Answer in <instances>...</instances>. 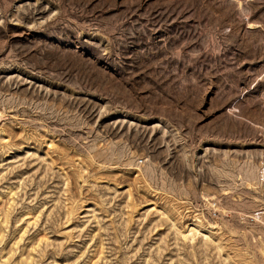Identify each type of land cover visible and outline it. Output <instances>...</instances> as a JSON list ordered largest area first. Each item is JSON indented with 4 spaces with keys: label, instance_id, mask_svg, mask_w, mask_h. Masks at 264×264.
<instances>
[{
    "label": "rangeland",
    "instance_id": "374dc122",
    "mask_svg": "<svg viewBox=\"0 0 264 264\" xmlns=\"http://www.w3.org/2000/svg\"><path fill=\"white\" fill-rule=\"evenodd\" d=\"M263 162L264 0H0V264H264Z\"/></svg>",
    "mask_w": 264,
    "mask_h": 264
},
{
    "label": "bare ground",
    "instance_id": "6f19581e",
    "mask_svg": "<svg viewBox=\"0 0 264 264\" xmlns=\"http://www.w3.org/2000/svg\"><path fill=\"white\" fill-rule=\"evenodd\" d=\"M264 163V162H263ZM213 197H216V196H213ZM183 201V200H182ZM196 220H198V219H196ZM199 222V221H198ZM188 223V222H187ZM194 223V222H193ZM186 226V225H185ZM196 226V225H195ZM210 226H213V224H210ZM197 227V226H196ZM196 227H192V228H190V229H188L187 228V230L189 231H186L187 233H185V234H182L183 235V237L186 239V238H189V239H191V238H193V236L196 234L195 232L198 230ZM198 227H199V225H198ZM209 227V226H208ZM213 228H215L214 226H213ZM184 232V231H183ZM182 232V233H183ZM198 232V231H197ZM200 232V231H199ZM256 238V237H255ZM258 241V240H257ZM259 242V241H258ZM263 247H264V245H263ZM220 248V247H219ZM223 247H221V249H222ZM262 249V248H261ZM260 249V250H261ZM264 249V248H263ZM263 249L261 250V251H263Z\"/></svg>",
    "mask_w": 264,
    "mask_h": 264
}]
</instances>
